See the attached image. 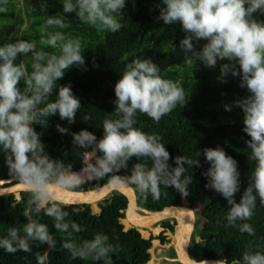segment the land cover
Instances as JSON below:
<instances>
[{
    "label": "clouds",
    "instance_id": "obj_1",
    "mask_svg": "<svg viewBox=\"0 0 264 264\" xmlns=\"http://www.w3.org/2000/svg\"><path fill=\"white\" fill-rule=\"evenodd\" d=\"M161 3L163 7L157 19L165 25L179 23L187 34L179 44L186 58L209 68H215L218 61H227L220 64L217 79L227 83L229 75L238 77L240 87L249 93L235 100L234 105L224 106L226 111H232L233 106L242 110V130L250 137L246 144L251 150V159L256 162L239 202L235 199L241 188L238 162L223 148L202 150L210 164L202 173L207 179L205 188L227 200L226 220L236 226L237 221L252 217L257 197L264 205V20L253 15L264 14V0H161ZM125 6L126 0H62L63 13H75L81 23L97 31H118L122 25L116 16ZM3 10L0 7V11ZM64 27V20L54 15L49 16L41 28V44L58 48L59 54L37 51L34 41L22 38L0 46V149L6 154L5 164L10 176L29 193V206L36 214L43 211L51 217L58 232L68 233L69 228L80 232L81 227L66 220L69 213L61 207L64 202L58 199L57 193L74 190L86 180L105 181L107 177V184L113 188L134 187L145 197L151 194L156 200L160 199L162 185L187 197L192 177L185 176V165L200 166L199 159L193 161L185 155H177L173 166L162 138L134 127L137 112L159 122L178 104L187 102L183 89L176 82L164 79L151 58H136L126 64L115 83V109L103 120L102 138L88 129L71 133L74 150H90L81 154L80 172L46 152L41 133L33 125L43 126L47 118L56 114L73 124L81 109L80 99L74 95L70 84L59 85L55 100L51 99L56 82L63 78L65 70L86 64L79 39H66L60 31H48ZM201 40L206 43L197 49L196 44ZM29 54L33 59L30 74L23 64L16 63L20 56ZM21 81L23 90L19 87ZM56 127L61 134L69 133L66 127L59 124ZM133 158L137 162L129 170V161ZM148 160L152 162L150 167L141 162ZM122 171L126 174H121ZM239 230L254 235L249 223H241ZM33 245L51 248L55 240L46 224L32 219L24 224L23 234L14 227L0 238V248L8 253L29 252ZM62 247L73 258L104 264H112L110 254L115 251L109 237L103 233H96L80 244L69 236ZM46 257V252L37 253L38 264H45ZM192 264L209 262L193 259ZM212 264H229V261L222 257ZM231 264H264V252L245 250L241 258L232 259Z\"/></svg>",
    "mask_w": 264,
    "mask_h": 264
},
{
    "label": "trees",
    "instance_id": "obj_2",
    "mask_svg": "<svg viewBox=\"0 0 264 264\" xmlns=\"http://www.w3.org/2000/svg\"><path fill=\"white\" fill-rule=\"evenodd\" d=\"M156 0H126V6L116 18L122 27L116 31H97L91 25L81 23L75 13H63L62 0H34L28 7L25 3V16H13L16 0H7L6 4L0 0V7L7 6L14 17L5 31L0 35V46L12 43L16 39L34 41L43 51L59 54L58 48L41 44V28L49 16L58 15L65 22L64 28H49L48 31H60L66 39H79L81 53L84 54V67L73 66L65 70L62 79L56 82L52 100L56 98L59 85H71L73 93L80 99L81 109L76 114V121L69 124L61 120L56 114L46 119L43 126L34 124L33 127L41 133V141L46 152L53 158L65 160V163L76 170L82 167L81 154L85 149H75L72 144V132L88 129L98 138L103 135V120L109 117L115 109V83L121 78L126 64L136 58H151L160 69V75L167 80L177 83L184 91L186 104H178L169 114L163 116L159 122L146 114L137 112L134 117V127L148 134H157L171 155L169 161L174 165L177 155H185L193 161L199 159L200 166L189 167L185 176L192 177L189 185V195L184 197L188 206L199 203L196 208V220L191 236L190 256L194 258L212 257L240 259L245 250L264 252V205L257 197L252 217L247 221H237L236 226L226 220L228 213L227 200L213 190L205 188L207 179L202 175L210 164L206 162L202 150L204 148L220 147L238 162L241 188L235 194L239 202L244 189L248 186V177L255 167L251 159V150L246 141L250 139L243 132V118L240 108L233 106L232 111H226L225 105L235 101L238 97L247 96L246 88L240 87L238 77H227V83L220 82V65L216 68L206 67L190 73L187 69L179 70L188 59L180 49L179 44L187 34L177 23L165 25L157 17L162 5L152 6ZM25 24V27L21 26ZM167 46H164L165 39ZM197 49L201 48L196 44ZM17 65L23 64L28 74L32 71L33 61L30 54L20 56ZM86 68V70H85ZM19 87L24 89V82ZM230 116V117H224ZM85 117H88L85 119ZM57 124L69 129L68 134H61ZM201 151V154H200ZM67 153V155H65ZM99 155V153H97ZM5 153L0 149V180L11 177L5 164ZM136 158L129 161V170L136 163ZM146 162L151 166V161ZM121 174H126L123 171ZM12 178V177H11ZM15 182V180L13 179ZM107 182L104 180H86L76 189H87ZM137 204L149 210L161 209L166 205L182 204L183 197L173 188L161 186L160 199H153L151 194L146 197L135 189ZM29 193L25 190L11 191L0 194V238L7 236L9 229H20L23 234L24 224L29 219L46 224L49 233L53 235L55 246H32L31 251H17L8 253L0 248V264H38L37 253H47L45 264H104L103 261L82 260L73 258L71 253L62 247L69 236L77 244L92 239L96 233H103L109 237L115 251L111 253L112 264H146L151 256L154 240L163 244L171 241L176 230L175 217L165 218L157 224L166 226L156 235L149 238L141 233V229L134 225L124 228L121 217L125 216L127 204L126 196L113 190L98 201L100 212L92 213L90 203H62L61 207L69 215L68 222H75L81 227L80 232L69 228L68 233L58 232L54 227V220L41 211L36 214L28 204ZM172 219V221H171ZM249 223L254 229V235L241 233L239 225ZM197 235L198 237H195ZM174 256L173 244L170 243L162 250ZM161 264H182L178 260H164Z\"/></svg>",
    "mask_w": 264,
    "mask_h": 264
},
{
    "label": "water",
    "instance_id": "obj_3",
    "mask_svg": "<svg viewBox=\"0 0 264 264\" xmlns=\"http://www.w3.org/2000/svg\"><path fill=\"white\" fill-rule=\"evenodd\" d=\"M82 168V167H81ZM79 169H72L73 171L80 172ZM105 184L104 187H97ZM99 184L92 188L87 189H74L70 191H60L57 193L58 199L64 203H90L91 212H100V207L98 201L108 195L113 190H118L122 192L127 198V204L125 208V216L121 217V221L124 223V228L127 229L134 225L141 229V233L145 234L147 238L151 234H156L162 227H156L153 230L150 226L164 220L168 217H175L177 221V228L173 233L175 258L182 264H192L193 259L196 260H206L209 264L213 261L218 260V258L212 257H201L194 258L188 253V241L192 230L193 224V209L200 206L199 203H195L193 208L186 206L187 200L183 197L182 204H171L162 207L161 209L149 210L137 204L136 192L134 187H128L126 189H116L108 185L107 182ZM24 190L13 178L7 177L0 180V194L7 193L11 191ZM177 231V233H176ZM147 263V262H146ZM231 264V262H229Z\"/></svg>",
    "mask_w": 264,
    "mask_h": 264
},
{
    "label": "rangeland",
    "instance_id": "obj_4",
    "mask_svg": "<svg viewBox=\"0 0 264 264\" xmlns=\"http://www.w3.org/2000/svg\"><path fill=\"white\" fill-rule=\"evenodd\" d=\"M33 2H34V0H16L15 6L13 8L10 9V8H7V6H4L3 7L4 10L0 11V35H2L4 33L5 28L7 27V25L11 23L12 19L14 18L13 16H18V14H20L22 16H25L24 15V13L26 11L25 3H27L28 7H30L31 4H33ZM157 5H162L161 0H156V1H154L152 3L153 7L157 6ZM9 9L11 11L13 9V16H12V12ZM253 15L258 20H264V14H261L260 12L254 13ZM162 23L164 24L163 21H162ZM25 24L26 23L24 22V24L21 27L24 28ZM28 40L31 41V38H29ZM167 42H168V39L166 38L163 47L167 46ZM204 43H206V41L201 40L199 42L201 47H202V45ZM36 50L37 51H43L41 48H39L37 46V44H36ZM43 52L49 53V52H46V51H43ZM30 59L33 61L31 54H30ZM221 63H227V61H218L217 66H219ZM176 68L179 69V70H182V71L187 69L192 74L197 69L204 70L206 68V66H204L202 63H199V62H197V63L190 62L189 59H188L182 65H177ZM247 95H249V93ZM243 97H245V96L238 97L237 99H240V98H243ZM228 105H234V101L231 102V103H228ZM240 112L242 114V118H244V114H243L242 110H240ZM224 117H230V116H224ZM151 226H153V225H151ZM158 246H159L158 245V241L154 240L153 244H152V247H151V256H150V260L152 261V264H159L161 262L162 257H163V255H161V253H158L156 251Z\"/></svg>",
    "mask_w": 264,
    "mask_h": 264
},
{
    "label": "flooded vegetation",
    "instance_id": "obj_5",
    "mask_svg": "<svg viewBox=\"0 0 264 264\" xmlns=\"http://www.w3.org/2000/svg\"><path fill=\"white\" fill-rule=\"evenodd\" d=\"M187 207H189V208H193V206H188V205H186ZM193 215H194V219H193V224H192V230H191V234H190V237H189V241H188V246H187V249H188V253H189V255H190V251H191V236H192V233H193V230H194V225H195V218H196V209H193ZM168 218H171V217H168ZM163 221V220H162ZM171 221H172V219H171ZM159 222H161V221H159ZM177 222V221H176ZM162 227L161 229H159V231H162V230H164L165 228H166V226L165 225H163V224H157V223H155V224H153V226H150V229L151 230H153L154 228H156V227ZM177 228V227H176ZM168 230H164V232H167ZM157 234V233H156ZM156 234H154V235H156ZM195 237H198L197 235H195ZM170 243H172L173 244V247H174V241H173V237L171 238V241L170 242H168V243H165V244H163V243H161V242H159L158 241V247H157V252L158 253H161V255H163V257H162V259H161V262L159 263V264H161L164 260H176V259H172V258H175V256L176 255H174V256H171V255H169V254H167L166 252H162V250H164V249H166V247L167 246H169V244ZM175 251V250H174ZM150 260V259H149Z\"/></svg>",
    "mask_w": 264,
    "mask_h": 264
},
{
    "label": "bare ground",
    "instance_id": "obj_6",
    "mask_svg": "<svg viewBox=\"0 0 264 264\" xmlns=\"http://www.w3.org/2000/svg\"><path fill=\"white\" fill-rule=\"evenodd\" d=\"M176 233H177V231H176ZM146 264H152V261L151 260H149Z\"/></svg>",
    "mask_w": 264,
    "mask_h": 264
}]
</instances>
